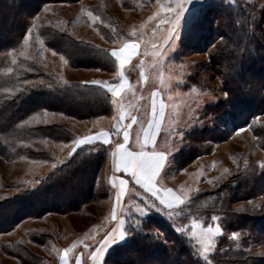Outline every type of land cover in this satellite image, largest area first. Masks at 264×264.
Masks as SVG:
<instances>
[{
  "label": "rangeland",
  "instance_id": "1",
  "mask_svg": "<svg viewBox=\"0 0 264 264\" xmlns=\"http://www.w3.org/2000/svg\"><path fill=\"white\" fill-rule=\"evenodd\" d=\"M17 6L0 0V35L5 36L13 27L6 16ZM32 7L33 4L24 10L32 11ZM24 10L18 18L25 17L28 26L20 46L0 53V120L18 109L21 98L15 96L16 105L11 107L12 96L27 82L13 68L18 59L37 62L47 78L54 76L60 81L100 80L106 84L111 77L100 70L71 67L64 55L46 45L41 38L46 31L40 34L41 31L61 25L76 38L91 40L112 55L122 42L136 40L142 53L130 66L133 89L129 96L136 97L137 82L153 83L162 75V89L169 100L158 143L169 160L159 185L172 186L195 208L211 196L207 194L219 195L224 188L231 193L237 191L235 199H244L243 188L253 195L251 200L234 202L231 215L226 206L223 213L209 220L191 217L174 226L169 220L177 217L178 208L166 211L161 213L165 217L164 229L168 223L173 225L178 237L191 240L193 259L206 261L217 250L219 239L225 237L223 243L234 239L229 237L241 239L240 234L227 230L241 226L239 229H248V238L260 235L251 243V253L264 258V228L258 220L264 218V85L260 87L264 84V0H74L44 3L31 17ZM82 54L91 53L83 50ZM256 66L258 70L254 69ZM16 84L21 88H14ZM246 93L254 97V102L247 101L246 105H255V114L233 107L235 95ZM33 115L30 126L60 122L69 131L55 130L50 135H56L55 139L43 135L38 139H16L18 134H11L17 133L23 125L21 121L11 132L0 131V264H56L59 254L76 251L88 258L92 239L101 237L105 230L93 227L103 224L106 216L107 173L102 177L97 198L77 211L20 220L29 209L24 208L22 196L15 194L37 188L50 173L67 166L71 156L84 155L85 147L92 144L79 143V136L107 125L108 118L76 120L48 111ZM81 194L88 195L83 185ZM9 197L13 198L8 200ZM134 198L128 212L132 205L142 202L153 214L160 208L152 197L141 192H136ZM71 200L63 199V203L71 204ZM42 202L33 200L34 212L43 206L54 207L57 201L53 198L46 205ZM147 211L138 214L133 210L135 217L128 219L136 226L130 230L137 234L130 236L139 245L140 250L134 253L138 257L130 256L128 245L133 241H128L126 233L128 242L118 248V244L114 245L111 262H105L113 247L110 248L104 264H181L173 260L179 257L177 253L171 257L164 254L169 245L178 244V237L171 232L168 235L155 222L148 224L137 219ZM12 220L15 224L6 229ZM186 258L191 257L184 255L180 259Z\"/></svg>",
  "mask_w": 264,
  "mask_h": 264
},
{
  "label": "trees",
  "instance_id": "2",
  "mask_svg": "<svg viewBox=\"0 0 264 264\" xmlns=\"http://www.w3.org/2000/svg\"><path fill=\"white\" fill-rule=\"evenodd\" d=\"M8 1L11 5L17 4L18 6L17 9L10 10L9 14L6 16V19H9L10 23L13 24V27L9 29L8 32H6L5 36L0 35V53H4L5 51L11 50L15 47L18 48L20 46V39L23 37L28 26V23H26L27 19H25V17L18 18L20 12H22L24 8L28 9L29 5L33 4L32 11L24 10V14L31 17L35 12L34 10L41 9L42 4L44 3H70L74 0H35V2L34 0ZM57 26H55V28L49 27L48 29L41 31L40 34L46 31V33H42L43 36H41V38L45 41L46 45H48L50 49H53L54 51L64 55L71 67L96 69L103 71L106 74H112L116 71L117 64L115 63L113 55L108 50L99 46L97 43L91 42V40L85 41L83 39L76 38L69 30H67L66 27L61 25L58 27ZM260 42L261 41H258V43ZM83 50H89L91 54L83 55ZM257 67L258 66L253 68L258 70ZM13 68L17 70L18 74L23 75L27 82L24 83L25 85L21 91L18 90L16 95L12 96L14 98L11 97V107L16 105L15 101H13L16 97L19 96L21 98V102L19 101L20 103L16 107L18 109L14 108L12 112H9L6 117L0 120V131L7 130L11 132L13 129L12 127L16 124V122L21 121L23 122V125H21V127L17 130V133H10L11 135L18 134V136L14 137L16 139L22 138L24 140H28L30 137L38 139L42 135L47 138L49 137L51 139H55L56 135L50 137L51 134H55L53 133L55 130L60 129L64 132L69 131V129L64 127L60 122H47L38 126H30V123L32 124V121L35 117L33 115L34 113H37V115L41 116L43 115L44 111H48L50 113H59L76 120H87L101 117L107 118L113 113V102L108 91L103 87V84L100 80L60 81L54 76L47 78L48 75H46L45 70L33 60L25 62V59H18L17 64L13 65ZM259 84L262 83L260 82ZM263 85L264 84L260 85V87ZM13 87L21 88L17 84ZM24 92L29 93L25 95ZM242 95L243 94L235 95L233 107H240V109L246 111L247 113H257V107L253 109L255 105H251V107L246 105L247 101L254 102V97H252L251 94L249 95V93H246L243 96ZM23 105L26 106L22 107ZM261 108L262 111H264L263 105ZM18 111L21 112L20 115L18 114L19 116L16 117L15 114L18 113ZM32 116L34 117L32 118ZM48 129L51 131L49 134H46L45 130ZM85 150L86 153L84 155L76 154L71 156L70 161L67 162V166H64L65 164L60 166L56 172L53 171L50 173V175L44 181L40 180L43 181L42 185L35 189H27L23 192L15 194L16 196H22L24 208L27 207L29 209L28 213L24 212V214L20 216V220L24 218L42 216L46 213L77 211L82 205L97 198L96 194L101 186L103 180L102 177H104L105 173L108 174L110 172L109 146L95 144L85 147ZM183 157L187 159L189 158L188 156ZM82 185L84 186L85 191L88 193L86 196L81 194ZM106 188L110 195L108 183H106ZM242 190L246 191L242 192L245 196L244 199L251 200L253 197V195H251L252 192L247 191L245 188ZM219 192V195H215V193L207 194L211 196L206 197V199L203 200V203H200V208H195L194 204H190L191 200H184L181 205L174 208H178L177 217L174 216L173 220H168L174 226L189 220L191 217L196 218L200 216L202 219L209 220L212 219V217L214 218L216 215L223 213L222 210H224L226 206L229 210L227 213L231 215V205L244 200L235 199V193H237V191L231 193L230 189L228 188H224ZM78 195L81 197H78ZM146 196L148 197V195ZM11 198L13 197H9L8 200ZM53 198L60 204L55 202L54 207L43 206L34 212L35 209L32 207L33 200L37 199L38 201H43L42 203H45L44 205H46L48 204V201L53 200ZM66 198H72L71 201L73 203H63V199ZM60 199L62 201H59ZM19 204L21 203L19 202ZM140 205H143L146 211L148 210L147 206L143 202ZM174 209H163L160 207L158 210L160 214L158 212L153 214L151 210H149L145 215L137 219L142 222L147 221L148 224H150L149 222H151V224L155 222L157 227L161 228L163 226L162 230L166 233H169L168 235H170L171 232L175 237H178V233L173 228V225H169L168 223V228L164 229L165 223H163V219L165 217H162L161 215V213ZM129 212L131 214L129 213L127 215L126 233L129 237L128 241L130 239L133 241L128 245L131 250L129 254L130 256L137 258V254L134 253L139 251L140 248L137 244V240L134 241V238H131L130 236L131 234H134V232H131L130 229H134L136 226L131 225V223L128 221L132 215L135 217V214L133 211ZM229 214L227 215L230 217ZM232 214L236 213L233 211ZM5 215H9L7 210L5 211ZM258 220L260 221L259 224L264 228V218ZM11 223L12 224L7 226L6 229L13 227V224H15L14 220H12ZM240 227L241 226H238L237 229L227 230L232 234H240L242 238L238 240L237 237H229L230 239H234L231 241L229 240L230 242L228 243H223V239L226 238L222 236L223 238L219 239L218 241L217 250L206 261L193 259V246L191 245V240L186 237H178V244L169 245V249L165 250L164 254H167V257H171L173 254L177 253L179 257H176V259L174 258L173 260H179L181 264H258L263 262V256L251 253V243L260 239V235H256L253 238H248L247 236L250 234L248 229H239ZM136 234L137 233H135L133 236ZM128 241L126 239L124 243H121V245L118 244L119 246L116 245L115 248L122 247ZM158 247H162V245H158ZM115 248L113 247L111 251L107 253L105 262H111L109 256L111 253H114ZM184 255H189L191 258L180 259L181 256Z\"/></svg>",
  "mask_w": 264,
  "mask_h": 264
},
{
  "label": "crops",
  "instance_id": "3",
  "mask_svg": "<svg viewBox=\"0 0 264 264\" xmlns=\"http://www.w3.org/2000/svg\"><path fill=\"white\" fill-rule=\"evenodd\" d=\"M140 47L136 40H127L113 49L117 68L103 83L113 102V113L107 117V125L79 136L81 144L109 146L108 207L104 223L93 227L105 230L101 237L92 239L88 258L82 251L64 252L57 256L56 264H104L108 250L126 239L128 207L136 192L152 197L163 209H174L184 202L180 192L158 182L169 160L158 146L169 101L162 89V75L153 83L137 82L136 97L129 96L133 89L130 66L141 56ZM130 208L138 214L146 211L139 204Z\"/></svg>",
  "mask_w": 264,
  "mask_h": 264
}]
</instances>
